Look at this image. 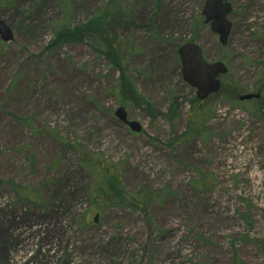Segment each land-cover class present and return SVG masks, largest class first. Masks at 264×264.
<instances>
[{
	"label": "rangeland",
	"instance_id": "1",
	"mask_svg": "<svg viewBox=\"0 0 264 264\" xmlns=\"http://www.w3.org/2000/svg\"><path fill=\"white\" fill-rule=\"evenodd\" d=\"M230 2L223 46L205 0H0V264H264V0ZM188 41L230 69L201 101Z\"/></svg>",
	"mask_w": 264,
	"mask_h": 264
},
{
	"label": "water",
	"instance_id": "2",
	"mask_svg": "<svg viewBox=\"0 0 264 264\" xmlns=\"http://www.w3.org/2000/svg\"><path fill=\"white\" fill-rule=\"evenodd\" d=\"M233 6L229 0H206L202 10L205 23L210 24L211 30L219 35L222 45H227L232 30V22L229 14ZM0 38L6 42L13 39V31L7 22L0 17ZM182 61L183 78L186 82L197 88L198 98L203 100L211 93H216L221 87L220 75L228 73L229 68L223 61L208 62L205 60L202 48L193 42H188L179 48ZM260 94H244L240 100L260 98ZM116 116L127 122L132 130L140 131L141 124L138 121H129L128 112L124 106L116 111ZM97 219V218H96Z\"/></svg>",
	"mask_w": 264,
	"mask_h": 264
},
{
	"label": "trees",
	"instance_id": "3",
	"mask_svg": "<svg viewBox=\"0 0 264 264\" xmlns=\"http://www.w3.org/2000/svg\"><path fill=\"white\" fill-rule=\"evenodd\" d=\"M108 12H105L104 16H99L97 18H95L90 24H86V25H82L81 27H69V26H62L61 28L57 29L55 31V38L54 40L51 42L52 45L54 44H61L63 45L64 43H68V42H75V41H82L84 39V37H87L88 35H93V36H107V32H108V27H110L114 33L117 31V28L115 27V25L113 24V20H115L117 17L122 16L123 15V10L119 9V8H114V9H107ZM96 26L98 29L94 30V26ZM93 26V27H92ZM98 31V32H96ZM110 49V48H109ZM111 53H112V49H110ZM109 51V52H110ZM110 56H112L110 54ZM125 72L123 71V69L121 70V76L119 77L120 81L119 83L124 86V88H127V84H130L128 81L129 79L127 77L124 76ZM226 86L225 83H223L221 90ZM108 177L110 175H107ZM107 182H109V186L111 184V179L106 180ZM114 186L111 185V189ZM116 187V185H115ZM135 203H139V202H135ZM136 204H134L135 206Z\"/></svg>",
	"mask_w": 264,
	"mask_h": 264
}]
</instances>
